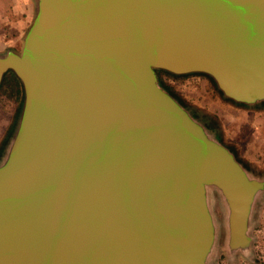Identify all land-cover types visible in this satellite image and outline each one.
I'll return each instance as SVG.
<instances>
[{
	"label": "water",
	"instance_id": "95a60500",
	"mask_svg": "<svg viewBox=\"0 0 264 264\" xmlns=\"http://www.w3.org/2000/svg\"><path fill=\"white\" fill-rule=\"evenodd\" d=\"M32 1L20 49L0 53V87L8 72L21 87L0 143V264H209L210 185L227 257L246 259L264 172L156 70L264 108V0Z\"/></svg>",
	"mask_w": 264,
	"mask_h": 264
},
{
	"label": "rangeland",
	"instance_id": "374dc122",
	"mask_svg": "<svg viewBox=\"0 0 264 264\" xmlns=\"http://www.w3.org/2000/svg\"><path fill=\"white\" fill-rule=\"evenodd\" d=\"M10 8L11 0H0V26L5 25L7 19L3 16L10 15ZM170 83L179 90L177 92L182 96L180 98L185 101V104L220 127L223 141L237 148L239 157L250 165L249 171L264 172V108L239 107L223 100L203 76H189L171 80ZM9 93L7 88L2 90V86L0 87V143L8 132L21 97L20 94L19 100H16L10 97ZM20 142H22V135L18 144L14 143L10 150V163L14 165H17L19 161ZM222 193L223 190L215 185H210L209 189L201 191L204 205L211 212L214 237L218 238L220 235L218 248L209 264H264V193L257 200L255 212H251L247 221L248 225L253 227L251 233L254 240L253 249L247 254L246 259L240 256L229 259L222 246L223 238L225 239L228 235L230 221L228 205ZM216 238L213 240L216 241Z\"/></svg>",
	"mask_w": 264,
	"mask_h": 264
},
{
	"label": "crops",
	"instance_id": "0c3cea01",
	"mask_svg": "<svg viewBox=\"0 0 264 264\" xmlns=\"http://www.w3.org/2000/svg\"><path fill=\"white\" fill-rule=\"evenodd\" d=\"M4 26H0V53L7 48L20 49L22 38L34 15L32 0H11V8Z\"/></svg>",
	"mask_w": 264,
	"mask_h": 264
},
{
	"label": "trees",
	"instance_id": "16d2710c",
	"mask_svg": "<svg viewBox=\"0 0 264 264\" xmlns=\"http://www.w3.org/2000/svg\"><path fill=\"white\" fill-rule=\"evenodd\" d=\"M156 73L158 75V80L160 82V84L167 89L169 92H171L173 95L177 96L180 98V94L177 92L179 90H177V88H175L170 81L171 80H179L180 78H185V77H189V76H203L205 77V79H207L209 81V83L212 85V87L214 88V90L216 91L214 85L212 84V82L210 81V79L204 75L201 74H184V75H176V74H172L168 71H163V70H156ZM185 80V79H183ZM180 80V81H183ZM2 90H5L6 88L8 89L9 96L12 98H15L16 100H19L20 94H21V87H20V83L17 79V77L12 73V72H8L5 75L4 81L2 83ZM217 92V91H216ZM218 93V92H217ZM219 94V93H218ZM220 96V95H219ZM182 97V96H181ZM183 102H185L182 98H180ZM224 100V99H223ZM226 101V100H225ZM214 120V119H213ZM259 264V263H256Z\"/></svg>",
	"mask_w": 264,
	"mask_h": 264
},
{
	"label": "flooded vegetation",
	"instance_id": "af4514ba",
	"mask_svg": "<svg viewBox=\"0 0 264 264\" xmlns=\"http://www.w3.org/2000/svg\"><path fill=\"white\" fill-rule=\"evenodd\" d=\"M229 145V144H228ZM230 146H232V145H230ZM236 153H237V155H238V152H237V148H236ZM238 157H239V155H238ZM240 158V157H239ZM241 159V158H240ZM243 160V159H242Z\"/></svg>",
	"mask_w": 264,
	"mask_h": 264
}]
</instances>
